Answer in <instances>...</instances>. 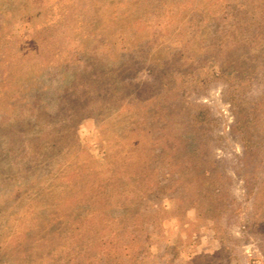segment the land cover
<instances>
[{
    "label": "rangeland",
    "instance_id": "1",
    "mask_svg": "<svg viewBox=\"0 0 264 264\" xmlns=\"http://www.w3.org/2000/svg\"><path fill=\"white\" fill-rule=\"evenodd\" d=\"M0 264H264V0H0Z\"/></svg>",
    "mask_w": 264,
    "mask_h": 264
}]
</instances>
